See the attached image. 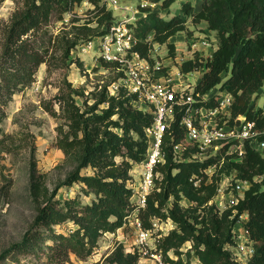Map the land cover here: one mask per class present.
Listing matches in <instances>:
<instances>
[{"label":"trees","instance_id":"trees-1","mask_svg":"<svg viewBox=\"0 0 264 264\" xmlns=\"http://www.w3.org/2000/svg\"><path fill=\"white\" fill-rule=\"evenodd\" d=\"M202 2L199 11L191 3L182 7V16L170 19L159 13L143 9L146 14L133 26L137 39L135 51L154 65L152 46L167 45L174 54L175 45L170 39L187 31V19L197 25L206 22L218 36V48L205 59L196 54L195 59L183 64L182 73L204 72L197 89L207 94L219 88L235 97L232 119L246 116L255 122L256 129L264 131V110H255L253 97L264 93V0H196ZM87 2L95 7L94 19L77 25L72 22L49 42L60 49L55 58L64 68L77 47L105 34L114 22L113 11L105 0H23L21 9L13 14L10 24L2 32V57L0 59V125L6 114L2 109L15 93L33 82L41 65L50 67L49 49L37 47L36 40L46 38L47 28L54 14L58 21L76 5ZM175 0H165L168 9ZM95 21L97 27L90 24ZM104 28V29H103ZM103 29V31H102ZM106 69L115 65L105 63ZM224 76L227 79L224 81ZM121 75L118 73V82ZM108 85H96L86 93L65 81L54 99L45 104L52 117L62 120L58 126L56 146L66 157H74L76 166L62 186L84 185L87 195L95 198L90 204L78 200L61 203L55 194L47 197L39 209L32 229L18 247L32 254L45 251L53 264H74L71 255L88 259L99 246L106 233H115L136 212L134 190L130 186L132 170L147 157L149 142L145 130L154 121L152 113L140 105L136 95L120 87L112 95ZM77 98L82 100L79 104ZM57 106V109H56ZM176 117L163 144L165 163L157 167L159 178L155 190L148 196L145 209L138 212L144 230L153 229V221H171L175 229L159 239L157 253L166 264H192L195 255L200 264H236L228 247L235 245L234 229L246 214L245 228L255 247L248 264H264V155L251 143H246L241 162L227 157L222 168L209 179L206 171L216 160L206 162H176L173 148L184 140L185 130ZM3 136V138H1ZM262 138V137H261ZM6 137L0 127V146ZM1 149V147H0ZM189 152L185 153V158ZM91 169V174L84 171ZM251 183L237 205L219 214L212 204L223 174ZM196 182H199L196 185ZM40 196L39 185H33ZM189 202L184 206L183 202ZM63 204V205H61ZM71 222L76 229L68 235L58 234L54 227ZM191 244L184 252L182 248ZM173 252L177 259H172ZM186 256L187 260L183 257ZM142 255L127 252L117 246L100 264H140Z\"/></svg>","mask_w":264,"mask_h":264},{"label":"rangeland","instance_id":"rangeland-1","mask_svg":"<svg viewBox=\"0 0 264 264\" xmlns=\"http://www.w3.org/2000/svg\"><path fill=\"white\" fill-rule=\"evenodd\" d=\"M123 5H132L138 7L147 5L153 12L159 13L163 18H172L174 16H182V7L186 3L196 5L200 8L202 2L196 0H175L169 10L162 7L165 0H119ZM23 0H0V59L2 57V32L6 26L10 24L11 18L15 11L21 9ZM95 9L90 3L84 2L76 5L72 11L64 15L62 21H58V15L54 14L51 18L50 25L47 28L48 35L46 38L40 37L36 40L38 48L49 49V55L54 57L50 59V67L43 64L34 76L33 82L23 87L15 93L12 100L2 109L6 114L5 120L0 127L3 131L4 143L0 146V264H53L48 259L46 252L32 254L21 250L18 246L22 244L24 237L32 229L35 218L39 209L44 205L47 197L55 196V200L64 203L67 200H78L81 204H90L95 198L93 194L87 195L82 184H76L72 187L62 186L64 181L75 169L76 162L74 157H66L64 153L56 146L58 137V126L62 120L56 119L45 110V104L52 101L59 92V87L63 86L67 81L75 88H83L89 93L93 88L100 85H108L116 80L118 72L113 68L106 69L98 62L100 49L99 40L94 42V48L90 53L82 54L75 51L67 64L59 67L62 63L56 61L55 58L60 56V49L54 47L53 42H49L50 36H57L67 27L70 29L73 21L76 24L88 23L94 19ZM114 20H120L124 16V12L120 10H112ZM91 27H97L95 21L90 24ZM196 25L191 18L187 19V31L170 39L169 43L175 45L174 54L167 45L154 44L152 46V58L154 64H161L165 68L164 72L179 67L176 59H190L194 55H190L191 49L189 41L196 38L201 39L207 37L214 45L213 39L217 36H209L205 30L193 28ZM104 29V28H103ZM102 29V31H103ZM218 37V36H217ZM183 48V50H182ZM188 52V53H187ZM204 72H193L183 78H187L191 84H197L203 77ZM227 76H224V81ZM220 87V86H219ZM218 87V88H219ZM79 104L82 100L77 98ZM1 103V101H0ZM254 109L264 110V93L261 90L252 99ZM57 109V106H56ZM3 138V136H1ZM233 148L229 151H220L215 156L216 163L207 170L209 179L215 175L217 169L222 168L227 157H234L235 162H241L237 159L238 154ZM217 165V166H216ZM141 168L135 167L132 171V180L130 183L138 186L141 175ZM85 174H91L92 170L84 171ZM222 178H224L222 176ZM211 180V179H210ZM231 180V179H230ZM235 185V181H233ZM33 185H39L40 196L34 193ZM63 205V204H61ZM184 206H189V202L184 201ZM131 217L130 219H128ZM127 218L126 224L122 229L115 233H106L102 236L98 248L88 259H79L75 255H71V261L74 264H100L109 256L113 250L123 245L127 252L138 251L137 239L138 229L135 225L136 213ZM129 220V221H128ZM165 234L170 227L174 226L168 221H164ZM167 225V227H166ZM76 226L71 223H63L55 226L54 230L58 234L68 235ZM161 238L155 237L154 243L156 247ZM152 243V242H151ZM191 248V244H186L182 251L186 252ZM172 259H177L173 252L169 253ZM187 260V257H183ZM192 264H200L198 258L193 255ZM163 263L164 262L163 259ZM140 264H157L152 259L142 255Z\"/></svg>","mask_w":264,"mask_h":264},{"label":"built area","instance_id":"built-area-1","mask_svg":"<svg viewBox=\"0 0 264 264\" xmlns=\"http://www.w3.org/2000/svg\"><path fill=\"white\" fill-rule=\"evenodd\" d=\"M105 3L109 10L123 11L124 16L120 20L115 19L106 29L105 34L82 43L76 51L79 50L82 54L90 53L94 48L95 40L98 39L100 60L115 65L116 71L121 75L118 82L108 87L110 93L115 95L120 87L125 88L129 94L136 95L140 105L153 115V124L145 130L149 142L147 157L133 168L134 170L137 166L142 171L138 186L135 187L130 183L134 190L136 215L139 210L145 209L148 196L156 188V180L159 178L157 167L165 163L164 138L177 116H180L179 124L184 128L185 136L184 140L173 148L176 162L203 163L219 155L220 151L226 152L232 148L238 154L237 159L242 160L246 143L253 144L264 155V131H258L255 122L248 120L246 116L232 119V107L235 102L233 95L220 88L202 94L197 89L198 84L193 85L187 78H183L188 75L182 73L183 64L193 60L194 57L187 60L176 59L180 70L176 73L171 70L165 73L167 67L159 63L152 65L135 51L137 39L133 26L146 16L143 9L152 8L151 6L146 8L147 5L138 7L123 5L119 0H105ZM208 40L207 37L190 40V55L201 53L205 48H212ZM187 152L189 156L185 158ZM222 176L217 195L212 202L220 215L228 208L237 205L251 186L250 182L236 179L235 173L231 176L226 174ZM198 183L196 182V185ZM134 219L138 229L136 245L138 252L157 264H164L163 256L156 252L154 238L163 237L165 234L163 226L166 223L154 220L153 229L148 231L142 228L138 217ZM247 221L248 217L244 214L234 229L235 245L228 247L236 264H248L255 254L254 244L245 228ZM169 223L172 222L168 220L167 224ZM174 229L175 225L166 230L170 233Z\"/></svg>","mask_w":264,"mask_h":264},{"label":"crops","instance_id":"crops-1","mask_svg":"<svg viewBox=\"0 0 264 264\" xmlns=\"http://www.w3.org/2000/svg\"><path fill=\"white\" fill-rule=\"evenodd\" d=\"M194 6H196V5H194ZM200 10V8H197L196 7V11H199ZM193 28H197V29H202V30H205L204 32H208L209 33V36H214V32L213 31H211V30H209V28H208V24L206 23V22H201L200 24H197L195 27H193ZM179 34H182V33H179ZM178 34V35H179ZM212 36V37H213ZM175 37H173L172 39H174ZM171 39V40H172ZM218 37L216 36L214 39H213V43H214V45H212V48H205V49H203L202 50V52L200 53V55L201 56H203V57H205V59H208L209 57H211L212 56V54L217 50V48H218ZM182 50H183V48H182ZM188 53V52H187ZM192 58V57H191ZM190 58V59H191ZM180 70V68H174L173 70L171 69V71L173 72V73H176L177 71H179ZM201 80H202V78H201ZM201 80L200 81H198L197 82V84H199L200 82H201Z\"/></svg>","mask_w":264,"mask_h":264}]
</instances>
